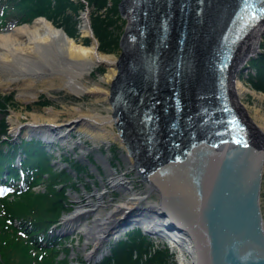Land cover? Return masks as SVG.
I'll use <instances>...</instances> for the list:
<instances>
[{"label":"bare ground","instance_id":"bare-ground-1","mask_svg":"<svg viewBox=\"0 0 264 264\" xmlns=\"http://www.w3.org/2000/svg\"><path fill=\"white\" fill-rule=\"evenodd\" d=\"M161 1L152 0L151 6H148L149 15H147L146 22L149 20V28L146 29L144 40L130 42L129 38H125L123 40L124 50L121 55L101 51L96 39H92L88 22L90 16L88 9L85 10L87 13L82 15L79 27L80 35L87 36L88 34V37H91L92 41L89 44H86L85 40L70 37L62 27L55 26L44 17H38L29 25L26 24L20 28L13 27L16 29H14L15 31L0 36V48L5 49L4 53H0V63L14 68L18 63L26 64L22 57L35 61L41 60L45 56L48 60L47 63L52 64L54 69H59L62 66L67 70L69 66H75V73H70V76L55 72V75L51 77L50 85L59 80V87L68 88L66 90L74 94L76 98H82L87 94L95 97L98 102L104 101L108 106L104 111L102 109H83L82 104H79L80 106H74L72 110L63 111L66 119L62 118L60 112L48 108L50 112L53 111L51 114L55 113V116L50 115L49 118H45L44 114L37 115L32 112L30 123H18L12 119L10 122L14 130L25 128V133L40 134L47 141H52L53 137L58 141L66 142L69 140L72 130L79 129L81 136L92 140L96 147L98 144H103L113 158L117 156V159L114 160L120 167L118 168L120 171L110 168L111 163L108 157H98L101 165L99 166L102 167L103 175L107 178L108 183L103 184L101 191L96 190L93 195L87 196L85 206L79 207L69 215L64 216L65 225L71 229H79L81 233L86 235L87 240L93 243V249L87 253V257L92 260H96L105 254L106 240L118 238L122 234V229L114 228L113 224L119 219L128 218L130 215L133 226H141L142 229L150 230L151 235L169 240V244L172 245L171 248L182 254L180 257L181 264H195V261L193 262V259L195 260L194 249L190 239L178 231L167 228V218L159 213L157 186L150 180L147 181L144 176L146 172V169H142L144 131L143 124L140 122L142 116L136 112V107L144 106L150 97L156 99V103L163 102L165 100L164 94L169 91L168 76L170 74L174 76L173 83L177 77L180 79L181 89L191 97L197 92L199 85L202 87L206 83L204 78L208 66L202 41L209 29L212 33L217 30L223 15L228 14L229 9H232L233 0H191V11L195 15L198 13L201 15L198 16L197 28L194 30L197 32L199 30V34L196 40L193 39L191 46L188 44L186 49H183L182 60L179 65L177 64L178 53L182 50H177L176 22L170 32L169 44L164 41L156 51L152 43L154 36L152 30L157 23L154 16L158 15L162 8ZM148 2L150 0H147L146 4ZM226 3L228 5L222 7ZM124 6L125 4L123 8ZM179 6L180 4H177L178 8ZM14 32L19 37L26 36L29 43L27 42L23 46L21 43H14L12 39ZM263 33L264 19L243 38L237 47L233 70L228 74L227 81L231 84V89L234 88L236 110L264 141V118L259 115L261 124H256L250 120L244 107L238 101L240 95L249 92V88L238 75L245 70L244 65L250 58L259 55L257 53L260 49ZM175 42L176 48L174 50ZM45 50L50 54L46 53ZM155 52H158L156 60L153 59ZM16 53L18 54L16 55ZM175 53L177 54L175 55ZM62 56L66 57V62L63 61ZM96 67L97 72L104 73V79L87 85V81H84L87 77L84 76L87 75L92 78ZM104 67L107 68L106 71ZM178 69L179 75L177 74ZM21 71L25 73L26 69L22 68ZM78 75H82V77H78ZM71 79L81 83H78L79 86L74 88L60 83ZM19 81L15 77L8 79L7 76L0 74V85H4L8 89L12 87L13 83ZM193 90L196 91L193 92ZM253 92L256 93L254 90ZM258 97L261 103L264 102V93H258ZM113 140L119 145H112ZM96 166L97 169H95L98 171L99 166ZM136 171L139 176L143 175L144 178L141 180L134 179L133 175ZM90 172L94 176V172ZM136 182L141 186L136 185ZM108 186L119 191L122 198L114 201L109 196ZM153 192L157 194L158 200H150ZM167 194L171 200L170 191ZM260 200L263 207L262 191ZM92 214L95 216L94 219L91 222H86L85 219ZM116 225L117 223H115Z\"/></svg>","mask_w":264,"mask_h":264},{"label":"water","instance_id":"water-1","mask_svg":"<svg viewBox=\"0 0 264 264\" xmlns=\"http://www.w3.org/2000/svg\"><path fill=\"white\" fill-rule=\"evenodd\" d=\"M171 1L167 2V6L171 9L165 7L159 15L164 16V19L172 15L173 21L177 23V33L182 32V51L178 55L179 65L183 49H186L188 44L191 46L193 39L196 40L198 37L199 30L198 32L194 30L197 28L198 16L201 15L200 13L195 15L191 11V0H175L173 6ZM177 4H180L179 8ZM225 5L228 3L222 7ZM236 6L237 0H233L232 9L230 8L229 13L223 15L217 30L212 33L209 29L202 41L208 66L204 78L206 80L204 85L208 87L206 91L217 85V78L226 77L233 70L236 54L227 58L220 40L229 28ZM166 33L164 31L165 35ZM228 92L236 109L234 88L228 89ZM164 103H156L160 125L156 145L154 146L155 143L148 145L144 137L142 169H148L152 163L166 159L170 153V140L165 136L167 129L170 128L167 115L171 116V114L164 111ZM143 108L144 106L136 107V112L140 116H142ZM183 114L184 112H181L178 115L180 118L177 124L172 118L170 124H173L174 137L184 143L189 133L186 126L180 124ZM241 118L243 119L242 116ZM183 127L184 130H180ZM248 128L252 141L251 147H233L224 155L225 158L216 156L213 148L204 149L202 151L208 153L202 152L199 155L202 159L196 156L199 149L191 148L194 150L188 152L190 162L186 165L184 159L181 161L178 159L177 163L167 162V167L161 168L159 172L146 178L157 186L159 213L167 218V228L178 231L190 239L194 249L195 264H264V210L260 200L264 141L249 125ZM187 142L190 140L188 139ZM222 143L225 144L224 141ZM228 147L227 144L223 145L224 150ZM220 164L222 170H220ZM168 191H170L171 200L167 197ZM115 223H117L116 226ZM115 223L114 228L117 227L119 230L133 228L130 215ZM142 230L152 234L150 230L147 231L144 228ZM102 257L95 262H99Z\"/></svg>","mask_w":264,"mask_h":264},{"label":"rangeland","instance_id":"rangeland-1","mask_svg":"<svg viewBox=\"0 0 264 264\" xmlns=\"http://www.w3.org/2000/svg\"><path fill=\"white\" fill-rule=\"evenodd\" d=\"M84 2V5L86 7V10L88 9V12L90 11V16L88 18V22L90 25L91 35L92 39L98 42L99 48L101 51L106 53H115L117 55H121L123 52V41L125 39L126 30L129 26L128 22V14L125 12V9L123 8V4L126 0H108L106 7H104L102 10L95 11L96 7L94 5H90L87 0H81ZM166 0H162L161 4L162 7L165 5ZM84 13H87L85 10H82L80 13L79 18L81 19L82 15ZM102 14L103 17L108 16L109 19L113 20V24L109 25V30L111 32V36L104 39L103 44H101V41L98 37L95 36L94 30H93V16L97 14ZM33 21V20H32ZM30 21L28 25L32 22ZM50 21V20H49ZM52 22V21H50ZM25 24L17 26V28H20L21 26H24ZM76 27H79L78 23ZM14 30V29H13ZM13 30H4L0 32V36L2 34H8L12 33ZM16 30V29H15ZM14 30V31H15ZM80 27L79 32L80 33ZM12 39L14 40V43H21L23 46L25 43H29V40L26 38V36L19 37L16 35V32L13 33ZM79 39L85 40V37H88L85 35H79ZM85 36V37H84ZM89 38H91L89 36ZM114 42H113V40ZM78 39V40H79ZM90 39V42L92 41ZM108 43V44H107ZM89 44V43H88ZM174 43V50L175 45ZM18 46V45H15ZM105 47V48H103ZM171 47V45H170ZM5 49L0 48V53H4ZM46 53H49L47 50H45ZM45 53V55H46ZM264 53V33L260 40V49L257 54L261 55ZM18 53H16L17 55ZM50 54V53H49ZM23 55V54H22ZM21 55V57H22ZM59 55V53H58ZM259 55H256L252 58H250L246 64L244 65L245 70L239 73L238 77L247 85L249 88V92L244 93L243 95H240L238 98V101L242 104V107H244V110L246 111V114L250 117V120L255 122L256 124H261V121L259 119V115H261V118H264V102L261 103L258 97V93H261V91H258L253 88V84L251 82L254 74V70L252 67V60L257 58ZM49 56V55H47ZM59 57V56H58ZM23 61L26 63L25 65H22L18 63V65L14 68L4 65L0 63V74L7 76V78L15 77V79H19L20 81L17 83H13L9 89L4 86L0 85V93L4 95H12L13 101L8 104L7 111H2L0 109V121L2 118H5V122L7 125V135H10L14 138V140H18L19 138H26V139H41L42 141H46L45 143L52 144L48 149L51 150L55 156L54 161L58 168L60 170H66L73 174V179L75 180V184L73 186L67 185V208L68 212L64 216L69 215L73 211H75L79 207L85 206L87 204V196L93 195L96 190L101 191L103 188V184L108 183L107 178L105 175H103V169L100 167L101 165L99 156H105L110 159V168L112 170H118L120 168L115 163V158L117 159V156H112V154L106 149L107 147L103 144H98L96 147L93 143V141L86 139L85 137L81 136V132L79 129H74L70 133V138L68 141H58L55 138L52 137V141H47L42 135L40 134H27L25 133V128L14 130L10 124L12 120L18 121V123L27 124L30 123L32 120L31 113L34 112L37 115L44 114L45 118H49L50 115L55 116V113L50 112L48 108L54 109L55 111L60 112L63 119H66V115L63 113L65 110H72L74 109V106H80L79 104H82V108H90V109H102L106 111L107 104H105L104 101L98 102L95 97L85 94L82 98L75 97L74 94L69 93L66 87H59V80H56L57 82L53 85H50L51 77L55 75V72H58L59 74H65L69 75L70 73H75V66H69L66 70V68H63L60 66L59 69H54L52 64H48L46 60V57H42L41 60H31L27 59L25 57H22ZM26 59V60H24ZM62 59L64 62H66V57L62 56ZM18 67V68H17ZM22 68L26 69L25 73H22ZM243 68V69H244ZM106 71V67H104ZM64 70V71H63ZM24 74V76H23ZM73 77V76H71ZM78 77H82V75H78ZM84 77H87L84 81H87V85H91L94 82H97L102 79H104V73L97 72V67L94 71V75L92 78L90 76L85 75ZM90 78V79H89ZM88 79V80H87ZM7 81V79H5ZM54 83V82H53ZM60 83L66 84L69 87H76L79 86L78 83L74 79L62 81ZM197 83L195 84V86ZM231 84L228 83V89H231ZM67 89V90H66ZM253 90L257 93H254ZM196 90H193V92ZM263 93V92H262ZM45 95L46 97H42ZM165 95V94H164ZM45 98H48L52 101L49 105H43V104H37L40 100H45ZM260 110V111H259ZM12 119V120H11ZM61 119V118H60ZM115 127V126H114ZM116 128V127H115ZM40 136V137H39ZM79 142V143H76ZM48 144V145H49ZM118 144V143H113ZM119 145V144H118ZM95 146V147H94ZM90 156H93V158H90ZM67 158H70L74 163L72 164ZM90 158V160L88 158ZM92 159L94 162H92ZM96 162V163H95ZM86 167H89L90 171L94 172V176L91 172H89V175L87 173H84V171L81 170V168H84V165ZM75 165V166H74ZM83 167H82V166ZM99 166V170L97 171V166ZM81 166V167H80ZM96 168V169H95ZM101 168V169H100ZM78 169V173L76 171ZM134 179L141 180L143 179V175H138L137 171L134 173ZM103 180H102V178ZM133 178V177H131ZM68 183V181H67ZM136 185H139L138 182H136ZM144 187V182L142 183ZM141 186V185H139ZM109 187V186H108ZM142 187V188H143ZM39 188V186L37 187ZM109 196L114 201H118L122 198V195H120L119 191L113 188H108ZM262 193H263V210H264V169H263V178H262ZM96 199V197H94ZM150 200H158L157 194L153 192ZM109 209L108 207L106 208ZM58 220V222H63V225L60 224V229H62L66 236L64 239H69V242L66 243V245L69 247V264H81V258L88 262L89 264L97 263L95 260L89 259L87 257V253H89L93 249V243L89 240H87V237L85 234L81 233L79 229H71L64 223V218ZM94 214L88 216L85 221L91 222L94 219ZM137 226H133V228H136ZM131 228V229H133ZM126 229H122V234L118 238L109 239L106 240L104 245V251L105 254H103L101 257L102 259L107 256L110 252V247L113 243L119 241L122 239L125 234L130 231ZM143 231V230H142ZM145 233V232H144ZM149 237V241L152 242L151 246L148 248L147 254H144V259H146L149 255V252H151L150 257L153 256L158 252V249H164L169 248L170 256L168 258V261L166 264H181L180 257L181 253L177 250H173L171 248V244H169V240L162 239L158 236H154L148 233H145ZM66 240L64 242H66ZM137 255V254H136ZM33 259V257H32ZM99 259V258H97ZM101 259V260H102ZM100 260V261H101ZM194 262V259H193ZM33 264V262H32Z\"/></svg>","mask_w":264,"mask_h":264},{"label":"trees","instance_id":"trees-1","mask_svg":"<svg viewBox=\"0 0 264 264\" xmlns=\"http://www.w3.org/2000/svg\"><path fill=\"white\" fill-rule=\"evenodd\" d=\"M87 1L90 5H94L95 11L98 12L106 7L108 2V0ZM6 2L14 11L19 22H29L38 16H44L52 21L55 26L62 27L70 37L76 39L80 37L79 27L76 25L77 23L80 24L81 11L86 10L84 2L81 0H6ZM93 17L95 36L103 44L104 39L111 36L109 25L113 24V20L109 19L108 16L103 17L99 13ZM85 41L88 44L90 38L85 37ZM252 67L254 70L251 80L253 88L264 93V53L252 60ZM42 97L46 96L43 95ZM13 99L12 95L0 93V109L7 111L8 104ZM51 103V100L45 98L37 104L49 105ZM6 129L5 118H2L0 121V165L2 169H8V166H4V162L21 154L25 160L38 164L40 173L34 184H38L41 189H31L21 195H16L14 199L0 200L6 209L5 213L0 211V264H32V262L36 264V261L39 262L40 256L34 258L32 247L16 240L15 227L7 219L8 217L11 219L25 218L27 215H31L34 218L35 226L38 228L58 221L64 213L68 212L66 204L67 185L73 186L76 182L68 169L60 170L57 165L53 164L55 156L48 149V147L51 148L50 145L41 139L22 137L17 142H11ZM3 135L8 136V139H3ZM66 159L72 164L74 163L70 158L66 157ZM92 162H94L93 159ZM83 165L84 168L81 170L89 175V167ZM67 242L69 239L64 243L57 242L53 246H49L40 262L44 264H69L70 252L66 245ZM151 243L148 235L140 227L133 228L122 239L113 243L109 254L96 264H166L170 256V251L167 248L158 249V252L151 257V252H149L148 257L144 259V254H147ZM81 261L82 264H87L82 258Z\"/></svg>","mask_w":264,"mask_h":264},{"label":"snow or ice","instance_id":"snow-or-ice-1","mask_svg":"<svg viewBox=\"0 0 264 264\" xmlns=\"http://www.w3.org/2000/svg\"><path fill=\"white\" fill-rule=\"evenodd\" d=\"M262 10H264V9H262Z\"/></svg>","mask_w":264,"mask_h":264}]
</instances>
